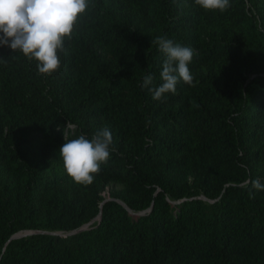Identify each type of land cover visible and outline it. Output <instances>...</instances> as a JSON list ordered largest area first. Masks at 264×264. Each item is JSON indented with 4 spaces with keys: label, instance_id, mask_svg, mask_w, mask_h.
<instances>
[{
    "label": "trees",
    "instance_id": "obj_1",
    "mask_svg": "<svg viewBox=\"0 0 264 264\" xmlns=\"http://www.w3.org/2000/svg\"><path fill=\"white\" fill-rule=\"evenodd\" d=\"M157 36L194 52L160 100ZM58 55L42 75L0 46V264H264V0H89ZM104 128L73 182L64 135Z\"/></svg>",
    "mask_w": 264,
    "mask_h": 264
},
{
    "label": "clouds",
    "instance_id": "obj_2",
    "mask_svg": "<svg viewBox=\"0 0 264 264\" xmlns=\"http://www.w3.org/2000/svg\"><path fill=\"white\" fill-rule=\"evenodd\" d=\"M194 4L206 11L223 12L230 7V0H194ZM88 6L89 0H0V46L8 47L12 53L19 51L36 62L38 73L51 75L59 70L58 53L64 51L65 40L71 38L74 26ZM151 43L158 45L166 57L160 72L162 83L149 87L154 77L148 74L143 78L142 89L148 88L153 99L160 100L167 93L175 94L180 81L194 86L188 67L193 50L164 36H157ZM72 127L66 124V128ZM64 139L59 158L66 175L77 184H92L113 151L111 132L104 128L91 138L81 134L74 139H66L64 135ZM252 183L258 190H264L258 179Z\"/></svg>",
    "mask_w": 264,
    "mask_h": 264
},
{
    "label": "water",
    "instance_id": "obj_3",
    "mask_svg": "<svg viewBox=\"0 0 264 264\" xmlns=\"http://www.w3.org/2000/svg\"><path fill=\"white\" fill-rule=\"evenodd\" d=\"M18 236H20V235L14 236V238H15V237H18Z\"/></svg>",
    "mask_w": 264,
    "mask_h": 264
}]
</instances>
